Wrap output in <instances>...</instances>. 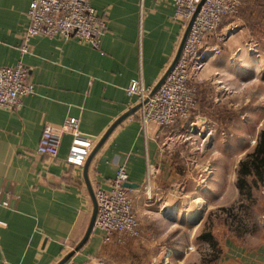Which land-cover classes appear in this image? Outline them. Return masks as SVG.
<instances>
[{
	"label": "crops",
	"instance_id": "1",
	"mask_svg": "<svg viewBox=\"0 0 264 264\" xmlns=\"http://www.w3.org/2000/svg\"><path fill=\"white\" fill-rule=\"evenodd\" d=\"M31 1L0 0V67L14 66L21 58ZM90 3L106 23L99 48L75 39L34 37L30 53L22 59L34 94L25 97L19 108H0V202L8 203L7 207L0 205V264L58 263L81 241L91 218L92 200L83 177L85 162L80 166L66 162L72 135L64 134L57 156L48 158L36 152L43 128H59L75 118L79 132L95 147L115 121L139 105V96L127 93L132 81L152 92L183 36L171 0ZM220 59L207 63L200 77L220 71ZM240 69L231 72L234 79L243 78ZM137 110L108 135L90 162L87 179L93 194L107 191L117 168L124 169L128 182L138 185L130 190L140 224L138 240L148 242L153 240L148 227L154 222L146 214L155 203L171 204L168 197L178 188L174 187L178 174L163 149L164 141L171 140L169 129L144 126ZM149 177L153 196H149L150 190L147 196L144 192ZM197 200L204 201L202 197ZM180 204L192 210L194 203ZM261 207L264 209V196ZM105 246L102 232L94 227L67 263L91 264ZM220 251L217 264H264V229L248 245L225 239Z\"/></svg>",
	"mask_w": 264,
	"mask_h": 264
},
{
	"label": "rangeland",
	"instance_id": "2",
	"mask_svg": "<svg viewBox=\"0 0 264 264\" xmlns=\"http://www.w3.org/2000/svg\"><path fill=\"white\" fill-rule=\"evenodd\" d=\"M209 42L216 43L219 54L207 63L221 58L217 64L222 69L205 79L198 76L189 117L168 127L171 140L164 141L163 149L177 171L178 188L168 197L170 205L155 203L146 214L154 222L147 226L153 240L128 237L116 246L106 245L91 264H217L221 241L248 245L264 229V188L254 192L255 203L246 205L245 214L235 209L229 216L225 211L239 200L237 163L252 150L264 124V0H242L238 14L225 19ZM239 69L241 80L231 76ZM151 185L145 183V193ZM200 197L204 201H196ZM180 203L194 204L188 210ZM202 203L207 204L200 208ZM234 214L242 217L240 223ZM208 231L217 242L215 250L199 240Z\"/></svg>",
	"mask_w": 264,
	"mask_h": 264
},
{
	"label": "built area",
	"instance_id": "3",
	"mask_svg": "<svg viewBox=\"0 0 264 264\" xmlns=\"http://www.w3.org/2000/svg\"><path fill=\"white\" fill-rule=\"evenodd\" d=\"M174 19L183 31L192 20L182 52L158 89L150 96L139 81H132L128 95L139 96L138 117L144 126L154 124L161 128L172 127L189 117L195 105L193 83L207 62L219 54L216 43L210 44L218 27L228 18L235 17L242 0H171ZM28 26L22 36L20 60L11 67H0V108L12 110L22 106L25 97L34 94L23 57L30 53L29 43L34 37L75 39L94 49L100 46L106 30L90 0H32L27 13ZM72 135V145L66 162L82 165L94 147L93 141L83 137L78 120L67 119L59 127L45 126L36 149L39 155L55 158L62 136ZM127 175L117 168L109 190H96V216L94 227L102 232V243L122 242L124 237H139V221L133 209L130 189L123 186ZM146 182H150V177ZM0 205L7 207V201ZM264 218V216H263ZM68 264V263H65Z\"/></svg>",
	"mask_w": 264,
	"mask_h": 264
},
{
	"label": "trees",
	"instance_id": "4",
	"mask_svg": "<svg viewBox=\"0 0 264 264\" xmlns=\"http://www.w3.org/2000/svg\"><path fill=\"white\" fill-rule=\"evenodd\" d=\"M235 175V186L238 191L239 200L235 207H231L228 210L223 209L229 216L232 215L231 212L235 209L245 214L247 206H252L255 203L254 192L260 188H264V124L257 134L252 150L244 154L238 161ZM241 218L237 214L233 215V219L238 220L239 223L241 222ZM199 240L206 242L212 250L216 249L217 242L210 231L201 233Z\"/></svg>",
	"mask_w": 264,
	"mask_h": 264
},
{
	"label": "water",
	"instance_id": "5",
	"mask_svg": "<svg viewBox=\"0 0 264 264\" xmlns=\"http://www.w3.org/2000/svg\"><path fill=\"white\" fill-rule=\"evenodd\" d=\"M192 20L189 22L187 28L185 29L183 36L181 38L179 47L177 49L176 55L172 61V63L170 64V66L167 68L166 72L163 74V76L161 77V79L159 80V82L157 83V85L154 87L153 91L150 93V96L158 89V87L161 85V83L164 81V79L166 78V76L169 74V72L171 71V69L173 68V66L175 65V63L177 62L181 52H182V48H183V44L185 41V37L187 35V32L189 30V27L191 25ZM140 105H137L135 108H133L132 110L126 112L124 115H122L117 121H115V123L109 128V130L105 133V135L97 142V144L95 145V147L92 149V151L90 152V154L88 155L85 163H84V167H83V177L88 189V192L90 194L91 200H92V214H91V218L88 224V227L85 231V234L83 236V238L81 239V241L76 245V247L66 256L64 257L61 261H59L56 264H65L67 263V261L73 256V254L75 252H77L83 245L84 243L87 241V239L89 238L90 234L93 231L94 228V221H95V216H96V201H95V197L94 194L92 192L90 183L88 182L87 179V170L88 167L90 165L91 160L93 159L94 155L97 153V151L99 150V148L101 147V145L104 143V141L106 140V138L108 137V135L111 133V131L119 124L121 123L125 118H127L130 114H132L134 111H136V109L139 108ZM123 186L127 189H136L138 188V185L133 184V183H129L128 181L125 182L123 184Z\"/></svg>",
	"mask_w": 264,
	"mask_h": 264
},
{
	"label": "bare ground",
	"instance_id": "6",
	"mask_svg": "<svg viewBox=\"0 0 264 264\" xmlns=\"http://www.w3.org/2000/svg\"><path fill=\"white\" fill-rule=\"evenodd\" d=\"M191 215L193 216V214H190V216L189 215H187V217L189 216V217H191ZM195 216V215H194Z\"/></svg>",
	"mask_w": 264,
	"mask_h": 264
}]
</instances>
